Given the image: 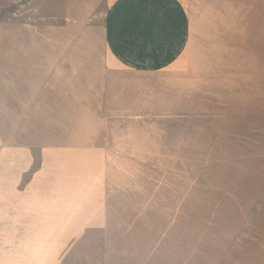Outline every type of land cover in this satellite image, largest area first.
<instances>
[{"label":"crops","instance_id":"crops-1","mask_svg":"<svg viewBox=\"0 0 264 264\" xmlns=\"http://www.w3.org/2000/svg\"><path fill=\"white\" fill-rule=\"evenodd\" d=\"M1 14L0 110L51 109L36 105L55 104L56 83L69 94L72 60L93 62L100 47L102 62L115 67L173 64L177 80H192L190 101H200L184 118L176 107V123L192 128L187 137L200 114L213 143L244 144L263 158L264 0H0ZM24 150L4 152L14 169L0 188V264H167L166 215L132 214L123 197L108 208L103 167L87 164L102 151H46L22 184L32 167ZM95 179L86 205L85 186Z\"/></svg>","mask_w":264,"mask_h":264},{"label":"rangeland","instance_id":"rangeland-1","mask_svg":"<svg viewBox=\"0 0 264 264\" xmlns=\"http://www.w3.org/2000/svg\"><path fill=\"white\" fill-rule=\"evenodd\" d=\"M15 16L13 7L7 17ZM97 53L85 65L72 60L69 94L56 83L55 104L36 105L51 109L0 110V188L14 169L5 164L7 147L29 149L22 151L32 161L22 184L46 151L99 149L102 160L87 164L103 167L108 208L123 197L135 205L132 214L166 215L167 264H264V156L254 157L244 144L213 143L200 114L187 137L192 128L181 119L176 123V107L184 118L192 103L199 110L200 101H190L192 80H177L173 64L161 71L152 65L115 67L102 62L100 47ZM51 165L62 167L63 159ZM48 178L54 182L56 176ZM94 182L85 186L86 205L95 200Z\"/></svg>","mask_w":264,"mask_h":264}]
</instances>
